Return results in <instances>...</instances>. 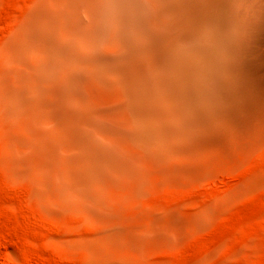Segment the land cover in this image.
<instances>
[{"label": "bare ground", "instance_id": "obj_1", "mask_svg": "<svg viewBox=\"0 0 264 264\" xmlns=\"http://www.w3.org/2000/svg\"><path fill=\"white\" fill-rule=\"evenodd\" d=\"M29 2L4 45L0 111L50 164L41 190L57 204L67 189L98 200L92 182L127 176L131 162L264 128V0ZM103 223L93 231L105 244L119 226Z\"/></svg>", "mask_w": 264, "mask_h": 264}, {"label": "rangeland", "instance_id": "obj_2", "mask_svg": "<svg viewBox=\"0 0 264 264\" xmlns=\"http://www.w3.org/2000/svg\"><path fill=\"white\" fill-rule=\"evenodd\" d=\"M29 1L0 0V71ZM18 133L0 111V264H264V128L160 165L131 162L127 176L92 182L98 200L67 189L58 204L41 190L50 164ZM104 221L119 226L105 244L94 234Z\"/></svg>", "mask_w": 264, "mask_h": 264}]
</instances>
